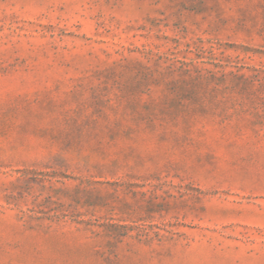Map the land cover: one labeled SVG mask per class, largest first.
Here are the masks:
<instances>
[{"label":"rangeland","instance_id":"374dc122","mask_svg":"<svg viewBox=\"0 0 264 264\" xmlns=\"http://www.w3.org/2000/svg\"><path fill=\"white\" fill-rule=\"evenodd\" d=\"M0 264H264V0H0Z\"/></svg>","mask_w":264,"mask_h":264}]
</instances>
